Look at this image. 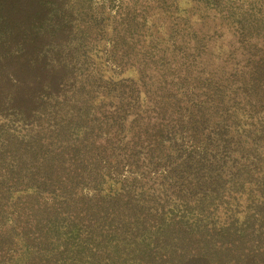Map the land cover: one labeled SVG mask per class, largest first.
<instances>
[{
  "label": "trees",
  "instance_id": "1",
  "mask_svg": "<svg viewBox=\"0 0 264 264\" xmlns=\"http://www.w3.org/2000/svg\"><path fill=\"white\" fill-rule=\"evenodd\" d=\"M0 264H264V0H0Z\"/></svg>",
  "mask_w": 264,
  "mask_h": 264
},
{
  "label": "rangeland",
  "instance_id": "2",
  "mask_svg": "<svg viewBox=\"0 0 264 264\" xmlns=\"http://www.w3.org/2000/svg\"><path fill=\"white\" fill-rule=\"evenodd\" d=\"M102 0H95V3L96 4H98L99 2H101ZM207 28V27H206ZM209 39V38H208ZM215 39H219V38H214L213 40H211L210 39V43L211 44H215ZM225 40L223 41V44H224V47H227L226 45H228L229 44V42H230V37H226L225 36V38H224ZM211 44L209 45V46H211ZM213 46V48H214V51H215V47H214V45H212ZM215 54H216V52H215Z\"/></svg>",
  "mask_w": 264,
  "mask_h": 264
}]
</instances>
